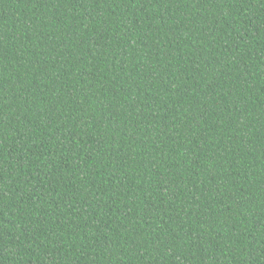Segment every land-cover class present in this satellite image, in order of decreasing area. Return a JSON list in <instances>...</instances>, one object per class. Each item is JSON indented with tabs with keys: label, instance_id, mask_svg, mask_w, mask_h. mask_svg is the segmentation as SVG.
Returning a JSON list of instances; mask_svg holds the SVG:
<instances>
[{
	"label": "trees",
	"instance_id": "16d2710c",
	"mask_svg": "<svg viewBox=\"0 0 264 264\" xmlns=\"http://www.w3.org/2000/svg\"><path fill=\"white\" fill-rule=\"evenodd\" d=\"M0 264H264V0H0Z\"/></svg>",
	"mask_w": 264,
	"mask_h": 264
}]
</instances>
